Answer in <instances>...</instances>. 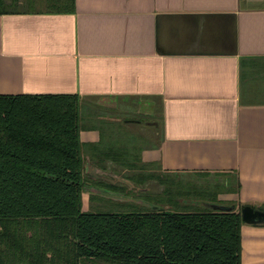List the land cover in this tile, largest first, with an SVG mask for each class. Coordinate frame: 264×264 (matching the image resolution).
Listing matches in <instances>:
<instances>
[{"label":"crops","instance_id":"crops-1","mask_svg":"<svg viewBox=\"0 0 264 264\" xmlns=\"http://www.w3.org/2000/svg\"><path fill=\"white\" fill-rule=\"evenodd\" d=\"M54 4L0 0V95L77 96L99 174L132 144L164 192L167 177L209 181L236 210L264 212V0ZM241 236L242 264H264V224ZM28 247L0 264H38Z\"/></svg>","mask_w":264,"mask_h":264},{"label":"trees","instance_id":"trees-1","mask_svg":"<svg viewBox=\"0 0 264 264\" xmlns=\"http://www.w3.org/2000/svg\"><path fill=\"white\" fill-rule=\"evenodd\" d=\"M53 2L68 11L74 0ZM79 112L77 96L0 95V254L32 246L38 264H242L243 207L85 211Z\"/></svg>","mask_w":264,"mask_h":264},{"label":"rangeland","instance_id":"rangeland-1","mask_svg":"<svg viewBox=\"0 0 264 264\" xmlns=\"http://www.w3.org/2000/svg\"><path fill=\"white\" fill-rule=\"evenodd\" d=\"M43 3L44 6L42 5L40 8H47L49 3L46 1H43ZM123 145L125 147L124 150L114 153L116 157L118 156L116 164L122 161V163H124L123 166L115 168L112 166L108 167L110 170L112 168L114 173H116L115 176L99 174L95 175L94 178H89L87 180L82 194L83 209L85 211L109 213L138 212L147 210V208L143 207V204L145 203L165 207L168 211L201 208L198 207L196 203L186 206L184 201L187 200L216 204H231L228 201L220 199V194L226 191L224 190L225 186L222 187L220 185L209 184V181L208 183L205 181L201 184H194V179V182L189 181V184H183L181 182H175V179L172 177H167L166 186L168 192H164L162 190L164 187H161L159 184V173L155 170L150 171L149 173L148 170L143 168L141 159L135 158L139 152L130 150V148L134 149L132 144L126 145V143H124ZM133 156L135 160H132ZM131 161L136 163L134 167L129 166L131 164L127 165V163H130ZM85 175L88 177L87 174ZM134 177L135 182L133 180ZM137 177H140L141 179L136 180ZM135 183H137L139 187L136 186ZM172 183H174L175 186H173ZM86 188L90 190L85 191ZM91 188H93V190ZM99 191L106 192V194ZM118 195L119 197L116 198ZM174 200L180 202V205L178 207L173 206L172 208L170 204L174 203ZM237 211H241V208L238 207Z\"/></svg>","mask_w":264,"mask_h":264},{"label":"water","instance_id":"water-1","mask_svg":"<svg viewBox=\"0 0 264 264\" xmlns=\"http://www.w3.org/2000/svg\"><path fill=\"white\" fill-rule=\"evenodd\" d=\"M85 174L88 175L90 178H94L95 175H99V171L96 169V167L90 162V160L87 158L85 162ZM102 175V174H100ZM93 190V188H91ZM90 189H85V191H89ZM95 191V190H94ZM98 191V190H96ZM104 194L106 192L99 191ZM109 195V194H108ZM113 195V194H112ZM119 196V195H118ZM116 196V198H118ZM196 203L198 207L205 208L211 211H216V212H232L236 210L235 205H227V204H216V203H206V202H195L193 200H187L184 201L185 205H192ZM145 205L149 207H153L154 209H159V206L152 205L149 203H145ZM242 219L244 223L247 224H259V223H264V212L260 210H254L251 207H243L242 209Z\"/></svg>","mask_w":264,"mask_h":264}]
</instances>
